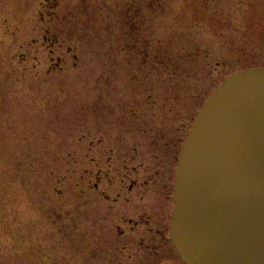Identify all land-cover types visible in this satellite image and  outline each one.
<instances>
[{
	"label": "rangeland",
	"instance_id": "1",
	"mask_svg": "<svg viewBox=\"0 0 264 264\" xmlns=\"http://www.w3.org/2000/svg\"><path fill=\"white\" fill-rule=\"evenodd\" d=\"M252 67L264 0H0V264H186L184 141Z\"/></svg>",
	"mask_w": 264,
	"mask_h": 264
},
{
	"label": "water",
	"instance_id": "2",
	"mask_svg": "<svg viewBox=\"0 0 264 264\" xmlns=\"http://www.w3.org/2000/svg\"><path fill=\"white\" fill-rule=\"evenodd\" d=\"M170 238L186 264H264V67L206 100L175 172Z\"/></svg>",
	"mask_w": 264,
	"mask_h": 264
}]
</instances>
